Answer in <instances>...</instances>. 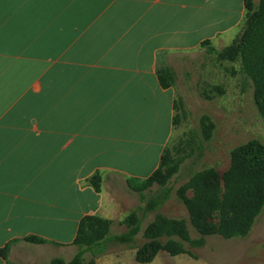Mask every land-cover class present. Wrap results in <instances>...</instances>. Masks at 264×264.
<instances>
[{
  "label": "crops",
  "instance_id": "crops-1",
  "mask_svg": "<svg viewBox=\"0 0 264 264\" xmlns=\"http://www.w3.org/2000/svg\"><path fill=\"white\" fill-rule=\"evenodd\" d=\"M249 19L243 0H0V264L71 261L81 220L104 207L91 180L151 170L144 147V165H120L121 138L151 147L171 127L163 56L238 44Z\"/></svg>",
  "mask_w": 264,
  "mask_h": 264
},
{
  "label": "rangeland",
  "instance_id": "rangeland-1",
  "mask_svg": "<svg viewBox=\"0 0 264 264\" xmlns=\"http://www.w3.org/2000/svg\"><path fill=\"white\" fill-rule=\"evenodd\" d=\"M236 44L235 41L228 45L222 40L217 46H212L211 42L204 41L198 47L169 52L163 56L162 67H171L177 77L171 90L173 112L174 105L177 108L172 115L173 118L177 116L178 123L173 125L172 121L169 129L163 128L159 136L152 139L151 147L148 136L139 131L136 134V139H140L139 145L129 146L133 130L126 133L127 140L125 137L121 138L120 165L128 164V160L131 166L138 163L144 165L145 153L139 152L143 147L147 148L145 168L151 170L140 174L143 178L139 179L142 180L160 167L162 155L166 151L171 153L176 162L187 157L180 165L178 174L170 181L171 185H175L170 200L158 213L169 218L184 219L191 239L196 242L192 245L182 243L187 253H176L172 245L163 242L162 249L148 264H264V208L252 225H248L243 218V207L231 214L234 225L243 235L228 237L219 224L209 225L205 221L209 213L206 192L195 194L192 189V183L205 170L212 169L223 176L231 166L233 153L239 148L251 142H259L264 146V121L256 106L254 86L242 73L241 62L231 61L224 53L227 48ZM102 137L106 139L107 147H111L109 134H103ZM131 139L133 140L132 136ZM113 143L116 151L118 142ZM198 146L203 147V155L199 157L197 153L190 157L192 149ZM135 149L138 151L137 158L125 156ZM149 150H152L151 157ZM130 177L125 172L98 174L100 192L105 197L104 207L98 217L112 222L110 229L113 234L125 233V220L144 206L140 197L127 186L126 180ZM155 190L156 188L153 189ZM190 210L194 212L195 220L203 231H213L215 234H199L192 227ZM154 219L155 214H151L144 221L143 231L134 245L102 257L96 264H138L137 250L147 242L144 230ZM74 254L72 251L71 255ZM53 255L51 253L47 256V260L59 256ZM9 263L12 264V260Z\"/></svg>",
  "mask_w": 264,
  "mask_h": 264
},
{
  "label": "trees",
  "instance_id": "trees-1",
  "mask_svg": "<svg viewBox=\"0 0 264 264\" xmlns=\"http://www.w3.org/2000/svg\"><path fill=\"white\" fill-rule=\"evenodd\" d=\"M250 13L247 29L241 42L227 48L224 53L231 61L241 62L242 73L250 79L254 86L255 102L260 116L264 121V0H260L258 10H254L253 0H243ZM159 82L163 89H171L176 84L175 71L165 65L158 72ZM177 110L174 105V112ZM178 123L177 116L173 125ZM198 153L203 155V147H194L189 156ZM182 157L176 162L171 153L162 155L160 167L147 179L130 177L126 180L130 191L140 197L144 204L137 212L131 214L124 222L127 231L123 234L111 232L112 222L98 216L84 217L78 227L74 246L77 253L67 262L62 258L53 259L49 264H96L97 260L112 253L119 252L124 247L135 244L137 237L143 231V223L151 214L155 219L144 230L146 244L136 253L138 264H148L154 260L163 242L174 247L176 253H187L182 243L192 245V240L184 219L169 218L158 213L171 198L175 185L171 179L178 174L179 167L186 161ZM92 185L100 192L98 175L91 180ZM156 188L155 191L153 189ZM192 189L197 193L206 192L209 203V213L205 221L209 225L219 224L228 237L243 235L233 223L231 214L243 207V218L248 225L261 215L264 208V146L259 142H251L236 150L232 155L231 166L223 175L208 169L199 175L192 183ZM192 227L199 234L212 235L213 231L205 232L195 220V214L189 211ZM25 241L34 245H43L45 240L36 237ZM11 245L2 251V257L7 260Z\"/></svg>",
  "mask_w": 264,
  "mask_h": 264
}]
</instances>
